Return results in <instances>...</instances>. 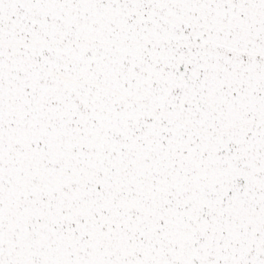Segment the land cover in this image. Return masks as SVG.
<instances>
[{"label":"snow or ice","instance_id":"obj_1","mask_svg":"<svg viewBox=\"0 0 264 264\" xmlns=\"http://www.w3.org/2000/svg\"><path fill=\"white\" fill-rule=\"evenodd\" d=\"M0 264H264V0H0Z\"/></svg>","mask_w":264,"mask_h":264}]
</instances>
